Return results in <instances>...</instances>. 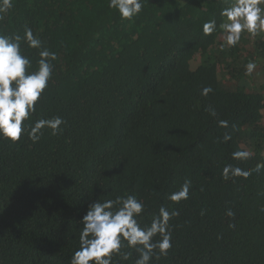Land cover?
<instances>
[{
  "label": "trees",
  "instance_id": "trees-1",
  "mask_svg": "<svg viewBox=\"0 0 264 264\" xmlns=\"http://www.w3.org/2000/svg\"><path fill=\"white\" fill-rule=\"evenodd\" d=\"M108 3L14 0L0 20V33L23 35L27 25L57 55L27 123L66 121L35 144L0 138V264H70L88 203L129 194L145 205L142 224L161 206L179 212L173 247L153 264H264V171L222 176L226 164L264 162V83L244 74L264 60V37L221 51L219 28L203 35L229 0H144L132 21ZM24 51L34 70L38 51ZM240 149L253 155L233 160ZM185 180L189 198L169 201Z\"/></svg>",
  "mask_w": 264,
  "mask_h": 264
},
{
  "label": "clouds",
  "instance_id": "clouds-1",
  "mask_svg": "<svg viewBox=\"0 0 264 264\" xmlns=\"http://www.w3.org/2000/svg\"><path fill=\"white\" fill-rule=\"evenodd\" d=\"M14 0H0V20L14 8ZM108 7L114 10L119 19L132 21L139 16L144 0H109ZM221 22L208 20L202 25L205 36H211L218 28L221 31L220 50L235 48L244 35L251 38L264 37V0H229L228 6L220 11ZM25 48L38 51L37 67L33 70L32 53ZM55 52L45 47L44 41L25 25L23 35L0 33V138L13 144L21 142L27 135L33 144L44 135L45 129L58 136L66 124L62 116L40 118L31 125L27 122L36 113L38 102L53 76ZM257 68L255 61L245 65V75L252 76ZM213 89H201L202 96H208ZM215 116V110H211ZM221 128H228L227 120H220ZM224 142L231 140L226 134ZM253 155L251 150L234 151L235 161H247ZM264 171V162H258L254 169H244L226 164L222 170L223 179H247L252 172ZM191 181L185 180L178 191L167 199L178 204L189 198ZM145 205L134 194L116 196L115 199L89 202L85 214L80 219L79 247L72 254L70 264H127L137 255L133 264H153V260L167 257L173 247L170 221L179 215L175 209L161 206L151 222L142 224ZM229 217L234 213L229 209Z\"/></svg>",
  "mask_w": 264,
  "mask_h": 264
},
{
  "label": "rangeland",
  "instance_id": "rangeland-1",
  "mask_svg": "<svg viewBox=\"0 0 264 264\" xmlns=\"http://www.w3.org/2000/svg\"><path fill=\"white\" fill-rule=\"evenodd\" d=\"M251 41H253V38L249 37L247 42L250 43ZM247 42L244 41L245 44H247ZM196 61H198V56H197V60ZM255 61H256V64H257V68L254 71V73L252 74L251 83L255 87H260L261 84L264 83V60L262 58H258L257 57L255 59Z\"/></svg>",
  "mask_w": 264,
  "mask_h": 264
}]
</instances>
